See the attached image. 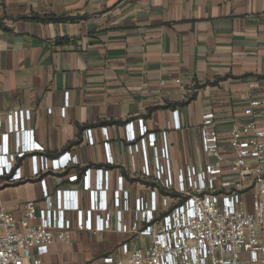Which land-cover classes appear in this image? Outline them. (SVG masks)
I'll return each mask as SVG.
<instances>
[{"label":"crops","instance_id":"crops-1","mask_svg":"<svg viewBox=\"0 0 264 264\" xmlns=\"http://www.w3.org/2000/svg\"><path fill=\"white\" fill-rule=\"evenodd\" d=\"M31 16L45 19L25 18ZM254 99L264 100V0H0V155L6 146L22 173L18 180L0 176V198L17 217L25 201L45 203L43 187L52 196L58 189L78 190L87 209L90 191L101 192L102 180L114 221L131 223L133 211L112 201L121 183L132 204L152 187L141 173V152L128 149L126 124L134 121L138 131L140 119L158 142L166 131L177 175L189 165L204 168L200 126L204 114L214 113L226 157L220 180L237 181L227 139L234 125L250 120L264 138V104L244 114ZM22 110L31 112L24 130L42 149L12 160L26 143L23 132L16 135ZM65 152L74 157L69 166L33 174L32 156ZM128 237L114 225L103 232L75 228L42 259L101 264Z\"/></svg>","mask_w":264,"mask_h":264},{"label":"built area","instance_id":"built-area-1","mask_svg":"<svg viewBox=\"0 0 264 264\" xmlns=\"http://www.w3.org/2000/svg\"><path fill=\"white\" fill-rule=\"evenodd\" d=\"M261 104L264 100H252L244 114L253 115L254 108ZM175 113L177 116V110ZM16 115L21 121L16 135L19 139L23 132L26 143L23 150L18 148L10 155L12 160L42 149L32 133L24 130V119L31 112L22 110ZM214 118L212 112L204 114L200 126L204 168L189 165L177 175L172 170L166 131L158 142L156 134L148 132L143 119L137 123L138 131L134 129V121L126 124L128 149L131 153L141 152V173L152 182L149 194L137 197L133 204L122 183L114 192L113 205L133 211L131 223L114 221L102 180L98 185L101 192L90 191L87 209L81 208L75 189H58L52 196L43 187L45 203L38 206L32 200L25 201L20 217L9 211L0 198V264H48L42 255L55 242H68L75 228L103 232L113 225L129 237L120 243L116 254L102 257L101 264H264V138L253 120L234 125L227 142L234 155L232 168L239 179L220 180L226 157ZM10 122L9 130L13 132L12 116ZM174 126L179 127L177 119ZM103 132L108 141L106 127ZM8 135L3 138L5 142ZM86 135L93 143L91 129ZM4 151L0 155V176L21 179V169L13 168L6 146ZM250 159L256 163L250 164ZM73 161L69 152L54 158L34 155L32 172L39 175L43 171L64 169ZM97 172L102 179V170ZM104 175L108 187L109 174L105 171ZM89 178L87 171L86 189ZM43 182L44 179L41 183L45 185ZM247 191L250 201L245 198ZM70 211L76 213L75 219L68 216Z\"/></svg>","mask_w":264,"mask_h":264},{"label":"trees","instance_id":"trees-1","mask_svg":"<svg viewBox=\"0 0 264 264\" xmlns=\"http://www.w3.org/2000/svg\"><path fill=\"white\" fill-rule=\"evenodd\" d=\"M25 18H32V19H45V18H42V17H39V16H31V17H25ZM52 19H56V20H66V19H71L69 17H50ZM113 122V121H112ZM105 123V122H103Z\"/></svg>","mask_w":264,"mask_h":264}]
</instances>
